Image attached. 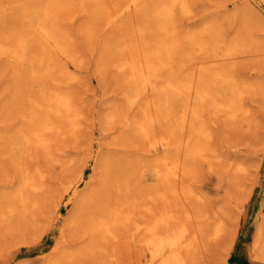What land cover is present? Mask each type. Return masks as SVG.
I'll list each match as a JSON object with an SVG mask.
<instances>
[{
	"label": "rangeland",
	"instance_id": "rangeland-1",
	"mask_svg": "<svg viewBox=\"0 0 264 264\" xmlns=\"http://www.w3.org/2000/svg\"><path fill=\"white\" fill-rule=\"evenodd\" d=\"M74 1L79 5L81 1L86 2L87 9L92 10L91 15H96L97 18L92 19L91 23V20L83 17L80 12L74 22L69 21L70 17L67 18L69 22L66 21L67 15L75 13L77 8L79 10V5ZM74 1L0 0V46L4 45L10 51H17V55L23 54L17 48V41L13 40L19 35L29 38L30 33L35 30L33 26H39L41 19L43 20L40 16L46 6L53 5L55 11H59L57 12L59 16L56 13L57 17L55 18V21L57 19V23L55 22L57 28L61 27L62 30L65 28L70 39L74 41V56L72 58L75 61L72 59L74 62L69 60L68 63L72 72L77 74V80L73 83L74 87L72 86V100L77 104L75 109H78H76L78 127L76 135H67L56 139L49 149L37 148L33 145L30 147L20 145L23 142L22 136L25 137L24 128L26 127V125H22L25 122L20 117L22 112L27 111L28 106H32L31 104L34 103L33 100L28 101L27 98L36 99V95L39 93L38 89L43 92L48 91L50 81L37 76L42 74L40 70H37L38 66L37 68L31 67L27 63V67L19 70L16 67V60H14L16 56H12L9 61L0 56L4 59H0L2 64H0V209L7 207L8 202L9 205L12 202L10 206L13 207L21 203L16 194L19 191V184L22 182L21 178L25 180L24 175L27 177L26 181L30 183H28L29 186L37 187V192L28 190L27 218L14 213L10 215V211L4 213L9 215L0 223V264H127L131 261L128 256H117L116 260L115 257L111 259L112 240L119 239L117 241L125 242L130 239L133 240L130 241V244H134V241H137L139 237L145 236L142 234V231L145 232V226L152 224L154 218L157 219L158 214L163 211V213L167 211L176 213L172 220L175 222L171 224L175 229L184 226L189 230L190 233L186 235V240H191V248L185 252V256L190 262L194 261L193 264H264V250L254 252L259 228L264 222V0H185L174 7L175 13L167 27L168 30L171 28L175 30L177 37L184 40L187 47L189 46L188 52H191V55L194 54L192 61L196 59L203 65H207L206 56L215 51V45L228 47L222 59V66L219 65L216 68L217 65H213L216 68V73L218 72L214 73L216 74L214 82L219 84L221 81L224 83L230 81L231 84L224 92H221L222 90L216 91L214 87H209L212 85L211 79L205 83L198 82L196 89L201 91L200 94L206 91L208 96H211L204 106L212 102V97L225 98L227 103L236 88H244L242 103L248 108V119L232 121L221 115L216 116L210 111H203L204 107L201 106V101L196 100L195 120L192 115L194 113L187 109L180 111L185 93L174 95L173 92L172 94L168 93L170 91H152L150 92V108H152L153 119L150 120L151 123L147 130L150 137H148L149 139L144 138L146 142L136 134V130L133 128L135 133L126 132L118 120L124 111L127 119L130 116V120H135L136 117L141 120L142 116L137 112L141 110V103L144 101L143 99L137 101L136 98L132 102L128 101L126 95L129 86L125 87L128 82L125 80L123 70H116V67L110 64L116 59L112 50L115 49L119 40L117 37H112V34L118 32V29L112 28L113 30H111L109 25L104 24L106 20L105 8L102 9L96 0ZM122 1L111 0V3L120 4ZM156 2V0H145V2L144 0H134L130 10L124 13L122 29L125 36L129 38L128 43L132 44L146 38L147 27L152 25L151 20H154L152 18L154 10L152 11V9ZM68 4L72 7L70 8ZM61 5L65 7L62 9L64 13L59 9L63 8ZM33 7L35 10L32 9ZM24 12H26L25 15H28L27 18H24L27 22L21 18L26 17ZM22 14L23 16H21ZM5 19L8 20V25ZM29 21H35V25ZM13 23L17 26L20 25L22 29ZM28 30L31 32L29 33ZM12 35L15 37L14 39H12ZM133 35L135 37L130 40ZM3 36L5 37L3 38ZM208 37L209 39H207ZM36 43L38 41H27L24 56L30 57L34 52L41 55ZM30 49L32 50L30 51ZM12 58L14 62H10ZM179 58L177 53L174 54L173 65L178 63ZM182 59L186 60L187 56L181 57ZM192 67L194 66L192 65ZM118 72L120 79L116 78ZM13 73L16 77L13 76ZM122 77L127 83L122 82ZM15 79L19 81H15ZM14 81L17 82V85L19 84V89ZM252 85H257L256 92L250 91ZM196 95H198L197 91ZM124 97L127 100L123 101ZM9 99L11 100L9 101ZM9 102L16 106L12 103L13 106L9 105ZM17 105H20L18 111L15 109L18 107ZM135 106L138 110L135 109ZM208 108L210 107L208 106ZM21 109L23 110L21 111ZM155 109L156 111H154ZM109 113H113V116L116 115L115 122L107 120ZM161 113L162 115L165 113L164 119ZM131 114H135V116ZM193 120L196 121V125L200 124L207 132L205 135H196V142L203 140L208 147V151L198 160L190 157V153L186 151L187 146H185L192 143L186 137L190 136L191 124L188 123ZM181 123H185L182 130H180ZM171 131H173V139H171L172 135H170V139L168 138ZM171 140L173 141L171 142ZM139 141L142 144L137 146ZM10 144L13 145V148ZM147 144L151 146L152 150L149 157H145L148 155L145 153ZM22 147L24 148L22 149ZM163 151L169 158L178 157L177 159L184 171L186 170V174L179 182L170 186L168 193L161 196L160 191L154 190L158 180L153 173L151 160L164 155ZM12 153L15 155L14 157L16 155L19 157V162L23 164L22 167L27 172L23 171L21 165L17 166L18 159L15 158L17 160L14 159L15 162L11 157ZM104 158L112 160L110 163L115 166L106 172L105 178H102L104 174L101 167L105 164V161L103 163ZM228 162H238L245 168V171L239 175L227 173L223 166ZM124 174H127L129 180V182H125L126 185L124 181L128 180ZM167 182H163V186L167 187L172 183V181ZM12 190L17 192L13 193ZM83 192H87V194ZM83 195L85 197L81 198ZM122 199L125 200L122 202ZM13 200L17 203H13ZM127 200L128 202H126ZM80 202L85 205L86 209L91 208V205L103 208L100 210L102 213L98 212L99 214L96 216L92 213L83 214L84 208L78 207ZM121 202L125 205H121ZM4 204L6 205L4 206ZM113 206H117L118 215L116 211L113 212V219L109 220L107 213L109 207ZM20 207L19 204L18 208ZM200 210L204 212H199ZM74 212L77 213V217H74ZM200 213L202 215L199 217ZM123 214V218L120 217ZM207 216L208 218L212 217L209 224H206ZM79 217L83 218L79 219ZM220 221L222 224L219 227ZM198 222L201 225L206 224L207 228L204 229L206 234L198 229V225H200ZM171 225L166 226L172 229ZM216 226L219 227L218 230L220 229L218 237L214 235L212 237L211 233L207 235L209 230L213 233ZM156 230V232L159 231V226ZM105 231H108L110 235L108 232L107 235ZM100 236L101 238H99ZM88 239L91 241L89 242ZM87 243L88 245H86ZM91 245L94 246V250ZM135 245L137 244L135 243Z\"/></svg>",
	"mask_w": 264,
	"mask_h": 264
},
{
	"label": "bare ground",
	"instance_id": "bare-ground-1",
	"mask_svg": "<svg viewBox=\"0 0 264 264\" xmlns=\"http://www.w3.org/2000/svg\"><path fill=\"white\" fill-rule=\"evenodd\" d=\"M67 1H69V0H67ZM70 1L72 2V0H70ZM96 1L98 2L99 5H101L102 9L105 8L106 20H105L104 24L105 25H109V28H111V30H113L112 28L118 29V32L112 34V37H115V38L117 37V39L119 41H118V44L115 47V49L112 50L114 52V54H115V58L116 59L113 62L111 61L110 64L114 65L116 67V70L117 69L118 70L120 69L121 71L123 70L125 80L128 82V85L126 84L125 87L129 86V91H128V94L126 95L128 101L132 102L135 98L137 99V101L140 100V99L144 100L143 103H141V110L137 112L138 114L140 113V115L142 116L141 120H139L140 118H138V117H136L138 120L137 119H135V120L131 119L130 120V116H129V118H128L129 121H128L127 116L125 115V111L122 113L123 114V115H121L122 117H118V120L121 123V127H123V129H125L126 132L132 134V132H134L132 130V128H133L134 130H136V134L141 139H144L145 137H147V138L150 137V135L147 133V130H148V125L151 123L150 120L153 119L152 112H151L152 108H150L151 107L150 106V104H151L150 103V99H151L150 98V92H152V91H158V92H160V91L161 92L170 91L168 93L172 94V92H173L174 95H176V94L180 95V94H184L185 93L183 95L184 97L182 99L183 106L180 109V111L184 110V109H187L191 113H194L192 115H194L195 120H196V117H195L196 100L201 101L200 102L201 106L204 107L203 111H210L211 113L216 114V116L221 115V116H224L226 119H230L232 121H237V120L239 121L240 119H243V120H247L248 119V108L242 103V101H243L242 92L245 90L244 88H236L234 90L232 96L227 100V103L224 100L225 98L217 99V98H213L212 97V99H211L212 102L208 103V105L204 106V103L207 102L208 101L207 99L209 97H211V96H208V92H206V91L203 94H200L201 91H199V89H196V85H197L198 82H204L205 83V82H208L209 79H211L210 83H212V85H209V87H211V86L214 87L216 91L222 90L221 92H224V90L227 87H229V85L231 84L230 81H226L225 83L221 81L222 83L220 82L219 84L217 82H214L215 75L218 73V72L216 73V68L219 67V65H221V63L223 61L222 59H223L224 54H225V50L228 47L226 46L227 48H225V47H223V45L222 46L221 45H215L216 46L214 48L215 51L212 54L206 56L207 60H208V64L207 65H203L200 61H196V59L194 61H192L194 59V54L191 55V52H188L189 46L187 47L186 44H185V41L177 37V33L175 32V30H173L172 28L170 30H168V27H167L168 22L171 21V19L173 17V14L175 13L174 12V7L178 3L185 2V0H156L157 2L155 3V5L153 6V9H152V11L154 10L153 15H152V18H154V20H151L152 21V25L147 27L146 31H148V34H147L146 38L144 40L136 41V42H134L132 44L127 42L129 38L126 37L125 33L123 32V29H122L123 20L125 18L123 20H122V18L124 16V13L130 10L131 4L134 3V0H123L120 4H115V3L112 4L111 0H96ZM144 2H145V0H144ZM48 3H49V1H48ZM59 3H60V1H59ZM80 3L81 4L79 5L78 2L77 3L75 2V4L79 5V6L77 5L79 7V10L77 8L78 11L76 10L77 12L75 11V13H72L70 16L69 15H67V16L65 15L66 16V21H68L67 18L70 17L69 21L74 22L78 18V13L81 12L83 14V17L84 16L87 17L88 19L91 20V23H92V19H96L97 16L96 15H94V16L91 15L90 12H92V10L91 9H87L86 2H84V1L82 2L81 1ZM141 3H143V2H141ZM70 4H68L69 7H70ZM75 4H73V6H75ZM55 5H56V3H55ZM57 5H58V3H57ZM61 6L63 7L64 5H61ZM182 6H184V5H182ZM69 7H67V8H69ZM34 8L35 7H33L32 9H34ZM64 8L65 7L59 8V9L62 10ZM70 8H69V10H70ZM26 9H27V7H26ZM55 10L56 9H55V7L53 5L52 6H46V8L44 10H42V13H41L40 17L43 18V20L41 19V23H42V21H43V23L42 24L40 23L39 26H37V25L33 26L34 29H35L33 32L28 30L29 33L31 32L29 38H26V36L24 37V36H20L19 35V37H16V39H14L15 37H13V35H12V37H13L12 39H14L13 41H15V40L17 41V48L19 49V51L22 52L23 55H17L16 54L17 51H15V52L14 51H10L6 47H4V45L0 46V56L5 58V59H7V61H9L12 56H16V58L14 57V60H16L17 64L16 63H14V64L17 65L16 67L19 70L27 67L26 66L27 63L31 67L35 66L37 68V66H38L39 68H37V70H40V72H42V74L41 75H37V76H41L44 79L47 78V80L50 81L49 82V87L51 89L49 88V90L45 91V92L41 91V89H38L39 93H37V95H36L37 97L35 96L36 99H30L31 97L27 98L28 101L33 100L34 103L31 104L32 106H28L27 111L22 112V115L20 117V119L22 118L24 120V121L23 120L22 121L25 122V124L22 123V125H24V126L26 125V127L24 128L25 137L22 136L23 142L22 143L20 142L21 143L20 145H24L26 147H30V146L33 145L34 147H37V148L49 149L50 147H52V142L55 141L56 139H59L60 137H64V136H67V135H69V136L70 135H76V133L78 132L77 131L78 127H77V123H76V120H77L76 109L77 108L75 109V105H77V104H75V102L72 100L73 99V97H72V95H73L72 86H73V83L77 80V78H76L77 74L75 75L73 73L74 71L72 72V69L70 68V65L68 63L69 60H71V61L74 60L72 58V56H74V51H73L74 50V47H73V42L74 41H73V39H70V37L68 36L69 33H67L64 30L65 29L64 27H63L64 28L63 30L61 29V27L57 28V25H56L57 19L55 21V18L57 17L56 15L58 14L57 12H59V11L56 12ZM29 11H31V10H29ZM62 12H63V10H62ZM25 13L26 12H24V15H25ZM60 15H62V14H60ZM21 16H23V14ZM25 16L26 17L23 16L21 18L22 19L27 18L28 15H25ZM58 16H59V14H58ZM2 17H4V16H2ZM13 17H15V16H13ZM31 18L33 20V17H31ZM35 18H34V20H35ZM61 18H59V19H61ZM14 20L16 21L17 19H14ZM29 20H30V18H29ZM249 20H250V18H249ZM7 21L8 20H6V23H7ZM15 21L12 20V22H15ZM23 21H25V19ZM35 21H31V22L29 21V22L32 24V22L34 23ZM22 22H20V23L22 24ZM25 22H27V21H25ZM220 22H222V21H220ZM252 22H254V21H252ZM15 23H17V22H15ZM15 23H13V24L16 25ZM36 24H37V22H36ZM7 25H8V23H7ZM14 25H12V26L14 27ZM33 25H35V23ZM12 26H11V28H13ZM59 26H61V25L59 24ZM16 27L19 28L20 25H18V26L16 25ZM209 27H211V26H209ZM15 29H17V28H15ZM84 29H86V28H84ZM86 30H89V29H86ZM24 33H27V32H24ZM29 33H27V35ZM5 34H7V33H5ZM215 36H213V37H215ZM4 37L5 36H3V38ZM134 37L135 36L133 35L130 38V40H132ZM207 39H209V37ZM207 39H205V40L207 41ZM218 39H220V38H218ZM27 41L28 42L29 41H32V42H37L38 41V43H36V44L39 46V50L41 52L40 56L36 52L31 54L30 57L24 56V54H25L24 50L26 49ZM31 50L32 49H30V51ZM202 52H203V49H202ZM176 53L180 57L178 59V63L176 64L177 66L173 65V57H174V54H176ZM183 56H187V59L186 60H184V59L181 60V57H183ZM3 58H0V59L4 60ZM14 60L12 58V60L10 62H12V61L14 62ZM76 64H78V63L76 62ZM214 64L217 65L216 68L213 66ZM6 65H8V64H6ZM192 65L194 67H192ZM196 65H197V68H196ZM229 66H230V64H229ZM119 72L116 73V74H118L117 77H116V74H115V77L118 78V79H120ZM11 73H7V74L10 75ZM16 73H17V71H16ZM214 73H216V74H214ZM13 76H15V74ZM28 76H29V73H28ZM18 78L20 79L19 76H18ZM16 80L17 79H15V81ZM121 80H122V82L125 81V80H123V77L121 78ZM15 81H14L15 85L18 86L19 84L17 85L16 84L17 82H15ZM17 81H19V80H17ZM126 81H125V83H127ZM8 82L10 83V80ZM210 83H208V84H210ZM46 84H47V82H46ZM256 86L257 85L250 86V91L251 92H256V90H257ZM17 88L19 89V86ZM15 89H16V87H15ZM24 89H25V87H24ZM259 89H261V88H259ZM51 90H52V92H51ZM124 90H126V89L124 88ZM196 91H197L198 95H196ZM19 92H21V91L19 90ZM24 92H26V90H24ZM165 95H167V94H165ZM25 96L27 97L28 95H25ZM157 96L159 97V95H157ZM205 96H207V97H205ZM9 97L11 98V96H9ZM161 97L164 100L163 95ZM23 99H24V97H23ZM127 99L125 98V99H122V100L125 101ZM167 99H169V98L167 97ZM10 100L11 99H9V101ZM25 100L26 99H24V101ZM156 100L158 101V99H156ZM15 101H14V103H16ZM17 101H19V100H17ZM28 101L26 102L27 104H28ZM137 101H135V102H137ZM5 102H8V100H5ZM19 102H21V101H19ZM11 103L12 102H9V105ZM14 103H12V104L14 105ZM17 104H18V102H17ZM7 105H8V103H7ZM20 105H21V103H20ZM24 105H26V104H24ZM14 106H16V105H14ZM19 106L15 107V109L17 111L19 109ZM208 106L210 108H208ZM168 107H169V105H168ZM136 108L137 107L135 106V109ZM1 109H2V107H1ZM126 109H127V106H126ZM22 110L23 109H21V111ZM136 110H138V109H136ZM3 111H4V109H3ZM117 111L119 113L120 110L118 109ZM154 111H156V109ZM1 112H2V110H1ZM15 113H16V111H15ZM20 113L21 112L19 111V114ZM118 113L116 112V115ZM164 114L162 115V113H161V115L163 116V119H164ZM116 115L113 116V113H109L108 116H107V120L109 119L110 121H114L115 122ZM133 115L135 116V114H133ZM156 115H157V113H156ZM131 118H133V117H131ZM167 119L170 120L169 118H167ZM167 122H169V121H167ZM167 122H166V124H167ZM188 124H191L190 134H189L190 136H188L186 138L189 139L190 141H192V143H189V144L185 145V146H187V148H186L187 150L186 151L188 153H190V155H191L190 157L191 158L194 157V158H196L198 160L199 157L202 158V155L205 152L208 151V147H207L206 142L203 141V140H200V141L196 142V135H199V134L200 135H205L207 132L204 131L203 127L200 124L196 125V121H194V120L192 122L188 123ZM184 125H185V123H181L180 130L183 129ZM17 127H15V128H17ZM9 132L11 133V131H9ZM172 132L173 131H171V133L169 132L170 134L168 135V138L170 137V135H172L171 139H173L174 136H173ZM130 134H129V136H130ZM11 135H12V133H11ZM20 135H21V133H20ZM3 137H5V136H3ZM130 139L132 140V138H130ZM8 141H9V139H8ZM172 141L173 140H171V142ZM2 142L5 144L4 141H2ZM139 142L136 144L137 146H138V144H142L141 141H139ZM145 142H146V140H145ZM11 147L13 148V145H11ZM181 147H182V145H181ZM23 148L24 147H22V149ZM163 148H165V147H163ZM6 150H7V148H6ZM151 151H152L151 150V146L148 145V147L145 149V153H147L148 155L145 156V157H149ZM163 154H164V151H163ZM14 156L15 155L12 153L11 157H13L12 158L13 160L15 158H17V159L19 158V157H17V155H16V157H14ZM207 157H209V156H207ZM177 158H173V157L169 158V157H167L164 154V155H162L160 157L152 158V160H151V164H152V167H153V173H154V175L156 176V178L158 180L157 181L158 185H157V183H155V189L154 190L155 191H160V195L161 196H163V194L165 195V193H168L170 186L173 185V183H176L177 181L179 182L183 178V175L186 174V172H185L186 170L184 171V168L179 163ZM20 159L22 160V158H20ZM140 159H141V156H140ZM203 159L205 160L206 158H203ZM104 161H105V164L103 165V167H101L102 171H103V174H104V175H102V178H105L106 175H107L106 172L115 166L112 163H110V162H112V160H110V159L107 160V158H104L103 159V163H104ZM206 161H208V160L206 159ZM18 162H19V159H18ZM18 162L16 163V164H18L17 166L19 167V165H21V168H23L22 167L23 164L20 163V162L18 163ZM185 164L187 165V163H185ZM13 165H15V164H13ZM190 166H191V164H190ZM126 167H127V165H126ZM146 167H148V166H146ZM128 168H130V167H128ZM223 168L225 169V171L227 173H232L233 175H239L240 173H243L245 171V168L241 164H239L238 162L237 163L236 162H228L227 164H224ZM99 169H100V166H99ZM23 171L24 172L26 171L25 168H23ZM124 175H125L124 177L126 178V180H128V177L126 176L127 174H124ZM24 177H25V180H22V178H21L22 182L19 181L20 182L19 191L18 192L17 191L14 192V190H12L13 193L17 192L16 195L18 196V201L21 202V203H19V202L18 203L21 205V207L18 208L19 204H17L14 207L10 206V205H12V202H11L10 205H9V202H8L7 207H4L3 209H0V223H2V221L5 220L6 216L8 217L9 214L5 215L6 211L7 212L10 211V215H12V213H14L16 215L18 214V215H20V216H22L24 218H27V216H28V206H26V204H27L28 196H29L28 192L29 191L37 192V189H36L37 187L29 186L30 183L28 181H26L27 177L25 175H24ZM122 177H121V180H122ZM130 177H131V175H130ZM29 178H31V177L29 176ZM119 178H118V180H119ZM114 180H115V178H114ZM167 181H172V183L169 186H167L168 188L166 186H163V184H162L163 182L168 183ZM92 182H94V181H92ZM120 182H123V181H120ZM125 182H129V180L128 181H124V184H125ZM166 185H168V184H166ZM130 186H132V185H130ZM177 187H178V185H177ZM117 188H116V190L120 193V191ZM130 189H132V188H130ZM15 190H17V189H15ZM165 190H166V192H165ZM127 191H128V189H127ZM188 192H190V191H188ZM8 193H10V192L8 191ZM83 193H85V192H83ZM85 194H87V192ZM12 195H15V194H12ZM122 195H124V194H122ZM10 196H11V194H10ZM112 196H114V194H112ZM127 196H129V195L127 194ZM83 197H85V195H83L81 198H83ZM95 197L97 198V196H95ZM109 197H111V196H109ZM31 198H32V196H31ZM112 199H113V197H112ZM125 199H122L121 201L123 202ZM194 199H196L195 196H194ZM115 200L118 201L117 199H115ZM122 202L120 203L121 205L124 204ZM126 202H128V200ZM13 203H17V201L16 202L14 201ZM89 203H92V202H89ZM129 203H127V204H129ZM81 204H82V206H81ZM5 205L6 204H4V206ZM84 206L85 205L82 202H80L78 207H81L83 209ZM116 207H114V206L113 207H109L108 213H107L106 210H104L108 214L107 217H109L108 218L109 220L113 217V215H114L113 212L116 211ZM81 208H78V209H81ZM121 208H123V207H121ZM124 208H126V207H124ZM162 208L164 209L165 207H162ZM101 209H103V208L93 207L91 205V208H89V209L87 208L86 209V207H85L83 209V214L84 213H88V214L92 213V214H94L96 216V215L99 214L98 212H101L100 211ZM166 210H168V209H166ZM80 211H82V210H80ZM155 211H156V209H155ZM201 211L202 210H200L199 212H201ZM123 212L125 213V211H123ZM163 212H160L158 214L159 216H158L157 219L154 218V221H153L152 224H150L149 226H145V232L142 231V234L145 235V236L144 237H139V239L137 241H134V244H130V241H133V240H130V239L126 240L125 242L117 241L119 239H116L114 241L112 240L111 243H113V246H112L111 251H110L111 254H112V255L110 254L111 259H113L115 257V260H116L117 256H120V257L128 256V258L129 257L131 258L130 259L131 261L129 263H127V264H193L194 261L190 262L188 259H186V256H185V252H188L190 250V248H191V240L190 241L186 240V235L188 233H190L189 230L186 229V227H184V226L183 227L181 226V228L178 227L177 229H175V227H173V225H171V224H174V222H175V221H172V220H174L173 217L176 215V213L171 212V211H167L165 213H163ZM202 212H204V211H202ZM74 213H75V215L73 214L74 217H77V213L76 212H74ZM116 213L118 215V211H116ZM121 213H122V211H121ZM80 214H82V212ZM201 215L202 214L200 213L199 217ZM123 216H124V214L121 215L120 217L123 218ZM7 217H6V219H7ZM97 217L99 218V216H97ZM71 218L72 217H70V219ZM80 218H83V217H79V219ZM84 219H82V220H84ZM115 219H116V217H115ZM210 219H212V217L208 218V216H207L206 224L210 223V221H211ZM9 220H10V218H9ZM72 220L73 219H71V221ZM200 222H198L200 224V225H198V229L201 230V232L203 233L204 229L207 228V227L205 226L206 224L201 225ZM69 224H71V223L69 222ZM157 224H159V225H157ZM219 224L218 225L220 227L221 224H222L221 221H220ZM109 225L111 227V224H109ZM166 225H171L172 229L167 228ZM158 226H159V231L156 232L157 231L156 229H157ZM219 227L216 226L214 228V230H213L214 231L213 233H212V231H210L208 229L209 233L207 232V235L210 234V233H211L212 237L219 235L220 234L219 233L220 229L218 230ZM81 229H83V228H81ZM117 229H118V227H117ZM259 229H260L259 230V235L257 237V240L255 241V248H256V250L254 251L255 253H257V250H258V252L264 250V222L262 223V225L260 226ZM104 230H106V229H104ZM84 231H85V229H84ZM105 232L107 234L108 231H105ZM89 234L91 235V233H89ZM101 234H102V228H101ZM112 234H114V233H112ZM147 234H149V235H147ZM204 234H206V232H204ZM109 235H110V233H109ZM102 236H104V235H102ZM108 237L111 238L110 236H108ZM90 238L91 237L89 236V239ZM99 238H101V236ZM89 239H88V241H89ZM210 239H212V238H210ZM92 241H94V240H92ZM103 241H105L104 238H103ZM102 242L101 243L99 242V244H102ZM135 243L137 245H135ZM89 244H91V243H89ZM86 245H88V243ZM95 245H96V243H95ZM82 247H83V245H82ZM92 247H93V250H94V246H92ZM148 252H149V254H148ZM90 255H92V254L90 253ZM94 255H95V253H94ZM263 259H264V256H263Z\"/></svg>",
	"mask_w": 264,
	"mask_h": 264
}]
</instances>
